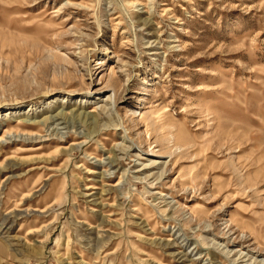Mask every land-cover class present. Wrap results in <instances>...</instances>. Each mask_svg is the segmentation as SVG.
I'll return each instance as SVG.
<instances>
[{
  "label": "rangeland",
  "instance_id": "rangeland-1",
  "mask_svg": "<svg viewBox=\"0 0 264 264\" xmlns=\"http://www.w3.org/2000/svg\"><path fill=\"white\" fill-rule=\"evenodd\" d=\"M238 251L264 263V0H0V264Z\"/></svg>",
  "mask_w": 264,
  "mask_h": 264
},
{
  "label": "bare ground",
  "instance_id": "bare-ground-1",
  "mask_svg": "<svg viewBox=\"0 0 264 264\" xmlns=\"http://www.w3.org/2000/svg\"><path fill=\"white\" fill-rule=\"evenodd\" d=\"M109 99H108V97L105 99V101L104 100H102V102H107ZM60 103H64V102H60ZM107 109V104L106 105H102L101 107H100V110H99V115L102 117V115L104 116V113H105V110ZM31 110V109H30ZM108 110V109H107ZM108 112V111H107ZM89 113H94V111L92 110V111H90ZM25 115H27L25 112H23L22 114H21V117L22 116H25ZM59 115H61V116H63L64 117V120L66 119L65 117V114H62V113H60ZM83 115H85V114H83ZM6 116H11V112H6L5 113V115L4 116H1V117H6ZM14 116H15V113H14ZM17 116H19V113H18V115ZM57 116V115H56ZM55 116V117H56ZM87 116H89V115H87ZM20 117V116H19ZM55 117H53V118H51L50 120H49V122L50 121H52L53 122V120H54V118ZM58 117V116H57ZM84 117H86V115L84 116ZM28 118V117H27ZM58 119H62V117L61 118H59L58 117ZM28 121L30 120V119H27ZM93 120L95 121V120H97L96 118H93ZM25 123H27V128H29V129H34L35 128V126H36V124H39V122H25ZM51 123V122H50ZM58 126V125H57ZM21 127V126H20ZM55 129V128H54ZM53 129V130H54ZM32 136H34L33 134H31L30 132H28V130H26V131H23V133H21V131H19V132H15V133H9L8 135H7V142L8 143H11V142H23V141H29L30 139L29 138H32ZM18 138H20V140H18ZM60 139H62V138H60ZM32 140V139H31ZM59 140V139H58ZM59 141H62V140H59ZM6 142V143H7ZM75 144L74 143H72L71 144V146H74ZM64 150H66L67 151V149H63V151ZM122 150V151H121ZM124 150H123V148H119L118 149V152L119 153H122ZM126 151V150H125ZM113 159L114 160H111L110 161V163L109 164H113V163H115L116 162V157H113ZM102 164V163H101ZM155 164V163H154ZM152 166H146V165H142V169L141 170H138L137 172H142V173H148L149 171H147L148 169H150ZM162 176L160 175L159 177H157L158 179L159 178H161ZM146 178H147V180H150L151 178H153V176H152V174L151 175H148V176H146ZM119 186V184H116L115 186H113V188H116V187H118ZM89 189V188H88ZM87 189V190H88ZM219 249V248H218ZM221 252V251H220ZM227 253L228 251H223L222 252V254L223 253ZM239 252V254H240V251H238ZM190 253H192V252H190ZM228 256H229V254H228ZM244 256V253H241L240 255H239V257H238V260L237 259H234L235 261H236V263H237V261H238V263H241V264H264L262 261H257V257L256 256H254V255H252L251 257H249V259L247 260V261H245L244 259L248 256V255H245V257H243ZM237 257V256H236ZM193 261V260H192ZM233 261V260H232ZM235 261H233V262H235ZM235 263V264H236Z\"/></svg>",
  "mask_w": 264,
  "mask_h": 264
}]
</instances>
